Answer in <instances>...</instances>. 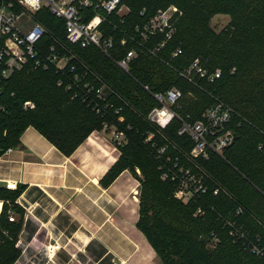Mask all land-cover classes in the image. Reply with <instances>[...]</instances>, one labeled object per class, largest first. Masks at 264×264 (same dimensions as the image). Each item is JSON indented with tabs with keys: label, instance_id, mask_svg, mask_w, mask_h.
I'll return each mask as SVG.
<instances>
[{
	"label": "trees",
	"instance_id": "obj_1",
	"mask_svg": "<svg viewBox=\"0 0 264 264\" xmlns=\"http://www.w3.org/2000/svg\"><path fill=\"white\" fill-rule=\"evenodd\" d=\"M122 3L129 8L127 15L120 17L113 13L101 27L106 36L114 39L110 56L94 46L69 45L76 55L71 63L77 67L79 82L74 81L73 74H61L54 68L17 73L3 81L1 149L18 145L23 131L34 126L63 153L71 155L93 131L102 129L105 121L115 122L120 128L130 124L127 143L119 147L121 156L101 183L109 186L126 169L140 180L137 225L162 263L264 264V255L256 256L233 241L219 217L228 216L241 205L239 220L253 236L261 237L264 250V0H123ZM171 5L177 6L182 14L174 23L171 37L152 54L149 51L166 39L165 33L141 41L136 26L146 24L159 10ZM85 13L88 19L93 15L92 11ZM217 14L231 17L230 24L219 32L210 25ZM36 18L48 30L44 42L65 39L62 19L47 10L38 12ZM125 36L127 43L123 45L121 40ZM132 48L137 49V56L131 61L129 72H125L116 60ZM178 48L182 53L173 56ZM195 58H201L209 72L220 69L221 76L214 83L198 75L193 80L182 76L180 72ZM60 77L64 80L61 86ZM145 85L152 92L179 88L182 97L174 110L189 121L198 119L215 100L232 107L235 141L224 150L223 156L213 155L203 163L225 191L190 203L174 198L173 185L162 179L158 160L145 142L151 132L156 140L162 138L145 118L157 105ZM101 86H105L104 94L110 104L121 107L122 120L116 118L118 115L104 116L94 111V89ZM26 101H32L35 107L25 109ZM180 126V121L174 119L162 132L187 149L190 140L177 134ZM20 192L21 187L17 190L0 187V198L15 200ZM200 206L206 210L204 217L195 215ZM17 211L18 221L9 222L6 215L0 221L1 227L10 230V238L0 244V264H14L21 254L16 243L24 211L20 208ZM213 231L219 236L215 246L211 245Z\"/></svg>",
	"mask_w": 264,
	"mask_h": 264
},
{
	"label": "built area",
	"instance_id": "obj_2",
	"mask_svg": "<svg viewBox=\"0 0 264 264\" xmlns=\"http://www.w3.org/2000/svg\"><path fill=\"white\" fill-rule=\"evenodd\" d=\"M122 2L123 0H0V95L3 81L17 73L28 74L54 68L61 74L65 72L73 74L74 81L79 82L81 77L77 72V67L71 63V59H75L76 55L69 45L82 48L94 46L110 56V51L114 47V39L106 36L101 27L103 23L109 22V16L113 13H117L120 17L127 15L129 8ZM41 10H47L64 21L65 39L52 38L51 42H44L48 30L36 18ZM87 10L93 12L89 19L85 13ZM141 13H144V10ZM181 14L177 6L171 5L164 10H159L146 24L136 26V33L140 35L141 41L147 40L150 35L165 33L166 39L150 50V53L154 54L164 46L166 40L174 32V23ZM132 39L134 40V37ZM126 43L127 37L125 36L121 44ZM180 53L182 49L178 48L173 56ZM136 56L137 49H129L121 59L116 60V63L123 71L129 72L131 61ZM180 74L189 80H193L195 75H198L209 83H214L221 76V70L209 72L202 59L195 58ZM58 85H64L63 78H59ZM85 86L88 87L89 84ZM144 88L157 102L145 118L162 135L158 141L155 139L154 132H151L145 142L149 144L153 155L158 160L162 179L173 185L174 198L183 203H190L204 200L207 195H218L224 188L215 182L203 163L213 155L223 156L224 150L235 141L236 129L232 107L221 100H215L198 119L189 121L174 110V106L182 97V91L179 88L172 87L157 92H152L147 85ZM91 89L94 88L91 87ZM104 89L105 86L94 89L96 95L94 111L98 115L109 114L113 117L118 115L116 118L119 121L122 120L119 115L121 107L114 108L110 104L104 94ZM34 107L32 101L24 103L25 109ZM0 109H3L1 105ZM174 119L181 123L177 134L181 137L187 136L190 140V147L187 149L163 135L162 130L166 129ZM131 129L130 124L120 128L117 123L107 120L102 129L96 131L107 133L109 140L119 148L127 143L126 131ZM12 149L13 146H9L2 150L0 140L2 151L0 155ZM18 187L15 181H6L4 185V188L8 190H17ZM18 206L25 209L23 224L33 219L30 206L25 207L17 199L0 198V221L4 215L9 222L18 221ZM205 212L206 210L200 206L195 215L204 217ZM242 212L243 207L239 205L228 216L219 215L222 228L227 229L233 241L240 244L245 251L262 257L264 250L260 244L261 237L253 236L239 220ZM7 238H10L9 228L0 226V244L4 243ZM218 242L219 236L213 231L211 245L215 246ZM21 245L22 242L18 239L16 246L20 249ZM60 248L57 243L49 245L44 248V253L51 260L55 251Z\"/></svg>",
	"mask_w": 264,
	"mask_h": 264
},
{
	"label": "crops",
	"instance_id": "obj_3",
	"mask_svg": "<svg viewBox=\"0 0 264 264\" xmlns=\"http://www.w3.org/2000/svg\"><path fill=\"white\" fill-rule=\"evenodd\" d=\"M120 156L101 131L71 155L34 126L23 131L19 144L0 155V187L17 182L16 199L33 216L22 226L14 264H163L137 225L140 180L126 169L109 186L101 183ZM56 243L61 248L49 260L44 248Z\"/></svg>",
	"mask_w": 264,
	"mask_h": 264
},
{
	"label": "rangeland",
	"instance_id": "obj_4",
	"mask_svg": "<svg viewBox=\"0 0 264 264\" xmlns=\"http://www.w3.org/2000/svg\"><path fill=\"white\" fill-rule=\"evenodd\" d=\"M230 21H231V17L229 15L217 14L211 19L210 25L214 30L219 32L223 30L225 27H227L230 24ZM139 174L141 175L140 170H139Z\"/></svg>",
	"mask_w": 264,
	"mask_h": 264
}]
</instances>
